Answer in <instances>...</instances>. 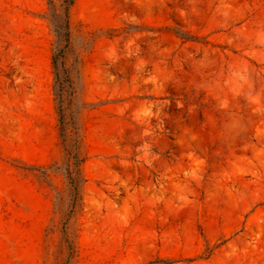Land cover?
<instances>
[{"label": "rangeland", "instance_id": "obj_1", "mask_svg": "<svg viewBox=\"0 0 264 264\" xmlns=\"http://www.w3.org/2000/svg\"><path fill=\"white\" fill-rule=\"evenodd\" d=\"M68 1L0 0V264H264V0Z\"/></svg>", "mask_w": 264, "mask_h": 264}, {"label": "trees", "instance_id": "obj_2", "mask_svg": "<svg viewBox=\"0 0 264 264\" xmlns=\"http://www.w3.org/2000/svg\"><path fill=\"white\" fill-rule=\"evenodd\" d=\"M72 1V0H71ZM70 3V0L67 2V6H65V8H64V16H65V18H67V13H68V4ZM65 27H67V21H65ZM56 65V61H55V59H54V66ZM71 151H69L68 152V154L69 155H71ZM73 158H74V164H76L77 162H79L80 160L78 159V156H77V154L74 152L73 153V156H72ZM70 174H71V172H69ZM71 180H73V179H71Z\"/></svg>", "mask_w": 264, "mask_h": 264}]
</instances>
